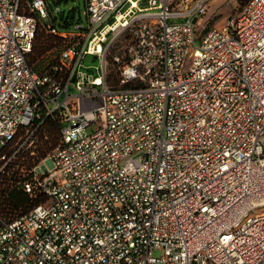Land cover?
Wrapping results in <instances>:
<instances>
[{
	"label": "built area",
	"instance_id": "obj_1",
	"mask_svg": "<svg viewBox=\"0 0 264 264\" xmlns=\"http://www.w3.org/2000/svg\"><path fill=\"white\" fill-rule=\"evenodd\" d=\"M209 4L86 0L60 29L48 0H0V162L21 127L61 124L0 264H264V0L198 42ZM41 26L73 37L55 75L28 61Z\"/></svg>",
	"mask_w": 264,
	"mask_h": 264
},
{
	"label": "trees",
	"instance_id": "obj_2",
	"mask_svg": "<svg viewBox=\"0 0 264 264\" xmlns=\"http://www.w3.org/2000/svg\"><path fill=\"white\" fill-rule=\"evenodd\" d=\"M73 18L74 14L60 12V19L52 17V21L60 29H66L80 22H73ZM72 40L73 37H62L41 26L28 54V61L33 70L41 75H55L54 66L58 63L62 50ZM110 79L113 84H117L119 79L113 67ZM35 127V124L21 127L5 150L9 156L17 152L15 157L7 164L0 162V167L7 165L8 169V173L5 170L0 173V219L11 220L21 216L44 199L40 191L36 190L35 194H32L25 189L24 184L30 179L33 167L59 145L61 124L57 119L48 117L40 127ZM30 134L33 139L32 146L27 150L20 149V143Z\"/></svg>",
	"mask_w": 264,
	"mask_h": 264
},
{
	"label": "rangeland",
	"instance_id": "obj_3",
	"mask_svg": "<svg viewBox=\"0 0 264 264\" xmlns=\"http://www.w3.org/2000/svg\"><path fill=\"white\" fill-rule=\"evenodd\" d=\"M49 10L53 14L52 17L60 19V12L65 14H74L73 22L80 21L82 23L87 22L86 14V0H48ZM247 0H210L209 7L206 13L200 18L198 25L196 26V39L201 42V36L205 30L223 25L230 17L237 15L245 5ZM145 3L142 4L144 6ZM60 8V11H57ZM73 25V24H72ZM85 64L101 65V60L93 55H87L84 58ZM96 71V69H90ZM32 135H28L25 140L19 145L20 149L27 150L32 146ZM14 158V157H13ZM8 173L7 165L0 167V173L3 171Z\"/></svg>",
	"mask_w": 264,
	"mask_h": 264
}]
</instances>
